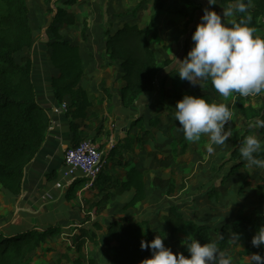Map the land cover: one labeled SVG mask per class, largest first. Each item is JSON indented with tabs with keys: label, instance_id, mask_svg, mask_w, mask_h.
I'll use <instances>...</instances> for the list:
<instances>
[{
	"label": "trees",
	"instance_id": "trees-1",
	"mask_svg": "<svg viewBox=\"0 0 264 264\" xmlns=\"http://www.w3.org/2000/svg\"><path fill=\"white\" fill-rule=\"evenodd\" d=\"M23 1L0 0V187L7 195L13 196L21 192L25 166L39 151L50 125L49 114L40 105L31 80L33 63L30 56L22 55L19 60L16 59L17 53L30 49L33 44V31ZM74 1L76 0H55L58 4ZM178 1L185 4L191 2V0ZM217 1L223 6L234 3L235 7L239 2V0ZM244 3L247 5V12L236 13L234 22L247 19L250 15V26L256 29L255 34L264 37V21H262L264 0H244ZM164 5L165 0H153L152 7L155 12L149 15L148 21L143 26L137 22L124 21L113 32H110V28L104 30L105 57L110 63L119 61L123 71L124 82L120 88V101L125 107L134 104L139 95L153 91L161 72L150 40L157 38L156 19L158 15L156 11L162 10ZM48 10L51 12V20L47 26L49 62L58 70L57 76L51 80L52 90L55 98L61 103L68 98L65 113L70 119L72 144H75L83 138H91L83 129L79 130V127L84 120L90 119L91 116L95 118L97 114L95 111L89 113L90 101L84 89L79 85L83 75L80 46L75 41L67 39L62 33L65 26L76 23L75 15L73 11L63 6L56 5L54 9L50 7ZM78 26L80 27V38L85 40L88 36V18L83 17ZM183 81L190 83L187 80ZM197 82L201 86L168 92L167 96L180 100L187 94L202 96L209 101V92H217L211 80H198ZM233 95L234 101L231 108L233 117L240 115L249 120H264V95L261 97L259 108L246 103L245 97L237 93ZM161 106L166 107L163 104ZM160 113L158 111L150 118L149 123L153 126L158 125ZM235 142L237 147L233 150L234 158L231 160L234 164L230 168L231 173L246 165L239 159L243 139L236 134ZM132 143L133 140L127 137L123 143L113 147L116 164H121L123 152L129 150ZM176 143L180 145V149L177 147L156 148L154 158L160 166L169 167L175 157L186 151L187 144L184 137L178 138ZM256 155L264 158V150L262 149ZM103 177H108L110 182H113L111 176ZM101 178L100 172L93 183H99ZM260 180L264 186V176L261 175ZM105 181L103 179L101 183ZM110 182L106 181V188ZM151 185L165 189L166 194H171L176 189L175 182L171 178L159 176L151 179ZM121 186L125 190L133 189L124 208L135 206L146 197L144 171L130 167ZM216 196L217 194H213L212 197ZM108 198V193L102 195L96 202L97 210L102 209ZM163 221L166 226L164 230L150 228L147 222L142 220L115 219L109 221L106 225V240L114 245L111 248L112 254L108 264H141L144 259L152 255L150 249L141 248V241L150 242L157 235L164 238L165 246L175 253V248L182 239H169L168 235H174L178 230L188 233L191 239L199 240L202 245L214 241L222 252L226 249L229 239H236V233L239 238L242 235L246 240V246L241 254L259 253L264 256V245L257 249L251 243L257 228L264 225V214L258 216L238 214L230 221L218 227L214 226L216 236L211 234L208 225L185 217L176 205H170L167 208ZM77 224L75 233L62 241L66 248L64 257L72 264H96L95 260L86 254L85 249L88 242L98 245V231L102 228V224L99 221H89L88 217ZM60 231L61 228L54 224L43 230L17 226L0 229V264H30L37 251L42 250L47 236ZM188 242L189 240L184 242L185 249L182 252L186 257L190 255L185 244ZM44 250L48 251L50 248L47 247Z\"/></svg>",
	"mask_w": 264,
	"mask_h": 264
},
{
	"label": "crops",
	"instance_id": "crops-1",
	"mask_svg": "<svg viewBox=\"0 0 264 264\" xmlns=\"http://www.w3.org/2000/svg\"><path fill=\"white\" fill-rule=\"evenodd\" d=\"M82 18H77L73 25L65 26L62 33L67 39L75 41L80 46L83 75L79 85L84 89L90 101L89 113L95 111L97 116L84 120L79 130L83 129L105 153L106 163L101 171L102 178L99 183L88 185L87 180L79 172H74L73 175L66 174L68 168L63 163L62 157L64 150L72 145V132L70 119L65 111L60 109L61 102L55 98L52 90L51 80L57 76L58 70L49 62L50 49L47 47V41L34 42L33 40L29 54L33 63L31 80L40 105L49 114L50 125L39 151L25 166L21 192L15 196L7 195L0 187V199L9 204L12 202L13 211L18 213L17 218L13 216L12 223L17 227L31 226L42 230V227L59 224L62 228L67 227L70 231H74L69 226L77 225L87 217L89 221H99L102 228L98 231V245L88 242L85 252L95 260L96 264H108L112 254L111 248L114 245L106 240V225L109 221L115 219L142 220L146 221L150 228L164 230L166 226L163 216L170 205L178 206L185 217L193 219L184 214L182 208L179 207L181 202L177 200V195L184 188L179 191L176 181L168 174L178 156L169 167L160 166L154 158V151L157 147L159 149L175 147L173 146L174 140L171 145H164L163 140L162 142L156 140L158 134L163 137L162 116L167 107L162 108L161 104L167 102L164 101L166 97V99L174 100L167 96V78L164 73H160L161 77H158L153 91L139 95L131 106H123L120 101V88L124 80L119 61L110 63L105 57L106 37L103 32V36L100 37L98 31H93L92 22L89 19L88 36L85 40L80 38L78 24ZM119 26L110 27V32ZM141 96L145 98V101L140 102ZM64 102L67 103L68 98H65ZM150 110L156 113L161 112L158 125L153 126L149 123V119L153 117ZM140 118L142 125L136 122ZM127 137H130L133 143L129 150L123 152L121 164H116L113 147L123 143ZM130 167L144 171L146 197L135 206L124 208L133 193V189L125 190L121 186ZM152 171H155V175H151ZM105 175L111 176L113 182H110V178L103 177ZM154 176L171 178L176 185L175 191L166 194L164 189L159 188L161 192L155 187L153 189L151 179ZM103 179L110 182L107 188L105 187L106 181L101 183ZM106 193L109 195L107 202L102 209L97 210L96 202ZM18 220L21 223H17ZM22 220L24 222L27 220V224L22 225ZM48 238L47 241L51 242ZM168 238L182 239L175 248V253H182L184 251L183 242L189 240L190 235L178 230L176 234L168 235ZM47 241L43 244L42 250H38L33 256L30 264H62V262L72 264L64 258L66 248L61 240L56 249L51 246L50 250L45 251ZM229 244L230 239L227 247ZM245 246L246 240L243 247ZM251 255H240L243 257L241 264H252Z\"/></svg>",
	"mask_w": 264,
	"mask_h": 264
},
{
	"label": "rangeland",
	"instance_id": "rangeland-1",
	"mask_svg": "<svg viewBox=\"0 0 264 264\" xmlns=\"http://www.w3.org/2000/svg\"><path fill=\"white\" fill-rule=\"evenodd\" d=\"M152 2L153 0H79V2L76 0L73 3L63 2L58 4L55 0H24L23 5L30 19L34 42H44L49 38L47 26L51 20V12L48 10L50 7L54 9L56 5L63 6L73 11L75 20L79 17H87L92 22L93 31H98V35L102 37L105 28L112 26L114 28L121 25L123 21L137 22L140 26L145 25L149 15L155 12ZM216 2L215 5H208L207 0H191L189 4L178 0H165L163 9L156 11L158 15L156 19L158 34L157 38L151 39L150 42L161 68L160 73H164L165 78H167L166 87L169 92H178L182 89L201 86L198 82L195 85L186 83L179 77L177 59L183 60L193 46L192 34L200 22L205 7H210L218 13H222L223 9L228 7L235 8L234 3L223 6L217 0ZM235 16L225 17L226 22H234ZM262 21H264V17ZM30 50L31 48L17 53L16 59L19 60L22 55H29ZM168 91L166 92L168 93ZM209 95L210 100L208 102L225 103L232 111L233 94L228 98L222 97L218 92H209ZM263 95V93L250 95L245 97V102L259 108ZM166 98L164 101L167 102L163 103L167 107L164 109V115L162 116L163 137L158 134L156 140H159V142L163 140L164 145H171L172 140H174L173 146L180 149V145L176 143V140L184 137V133L179 128V121L174 118L178 99L174 97H170L174 100ZM144 99L141 96L140 102L145 101ZM150 114L154 116L156 112L150 110ZM136 122L142 125L141 118L137 119ZM253 122L254 120L245 119L240 115L232 117L224 129L225 132L229 133L228 140L224 145H212L214 151L211 153L208 151L211 144L208 136H202L198 142H189L184 137L187 149L174 160V164L168 172L176 181L177 189L180 191L184 188L177 195V200L181 202L179 204L181 210L193 220L208 225L213 236H216L213 230L214 226L218 227L238 214L250 216L264 214V186L260 180V176H264V169L249 166L248 162L241 156L240 161H244L246 165L233 173L230 172V168L234 164L231 160L234 158L233 150L237 147L236 134L243 141L246 136L258 134V137L264 141V128H250L249 125ZM151 173V175H155V171ZM157 189L161 192L159 188ZM213 194H217V196L214 198L212 197ZM11 203L9 204L0 199V229L15 227L12 220L13 216L16 217L18 213L13 211ZM22 221V225L27 224V220ZM17 223H21V221L18 220ZM57 226L61 227L59 224ZM46 227L48 226L42 227V230ZM24 228L33 227L26 226ZM66 228L61 227V231L51 235V238L47 236L51 241L46 240L47 247L53 246L56 249L60 240L63 241L73 233L72 230ZM244 244L245 239L242 235L237 240L230 239V244L226 247L224 253L231 258V264H241L243 257L240 255H242L241 251L244 249ZM240 247L241 250H239ZM259 248L261 246L257 247V249ZM62 264L65 263L62 262Z\"/></svg>",
	"mask_w": 264,
	"mask_h": 264
},
{
	"label": "clouds",
	"instance_id": "clouds-1",
	"mask_svg": "<svg viewBox=\"0 0 264 264\" xmlns=\"http://www.w3.org/2000/svg\"><path fill=\"white\" fill-rule=\"evenodd\" d=\"M208 5L217 4L207 0ZM247 12L244 0H239L235 8L228 7L218 13L205 7L200 22L192 34L193 46L183 60H178V75L182 80L198 84V80H211L214 89L224 98L237 93L242 97L264 93V37L256 35L250 26L251 16L239 22H226L225 17ZM175 67V65H174ZM233 113L225 103L208 102L202 96L184 95L175 106L174 118L189 142H198L208 136L212 145H224L229 138L225 125ZM250 128H264V120L257 119ZM264 149V141L258 134L246 136L240 154L249 166L264 169V158L256 154ZM236 239H239L235 233ZM185 243L189 256L173 253L166 247L164 238L157 235L150 242L142 240L141 248L150 249L152 255L141 264H231V258L222 252L217 243L203 245L197 239L188 238ZM184 243V242H183ZM251 243L254 247L264 245V225L257 228ZM252 264H264V256L251 255Z\"/></svg>",
	"mask_w": 264,
	"mask_h": 264
},
{
	"label": "built area",
	"instance_id": "built-area-1",
	"mask_svg": "<svg viewBox=\"0 0 264 264\" xmlns=\"http://www.w3.org/2000/svg\"><path fill=\"white\" fill-rule=\"evenodd\" d=\"M60 109L66 111L67 103L62 102ZM63 163L67 166V175L79 172L84 177L88 185H91L100 174L106 161L105 153L102 152L95 141L91 138H83L77 143L68 146L63 153ZM74 228L71 235L75 233L77 225H70Z\"/></svg>",
	"mask_w": 264,
	"mask_h": 264
}]
</instances>
